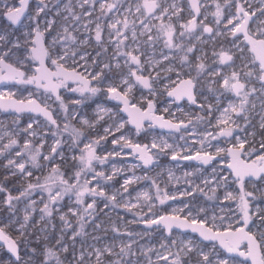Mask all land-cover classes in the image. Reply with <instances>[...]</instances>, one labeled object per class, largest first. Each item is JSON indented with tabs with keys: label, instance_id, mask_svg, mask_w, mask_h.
Masks as SVG:
<instances>
[{
	"label": "snow or ice",
	"instance_id": "snow-or-ice-1",
	"mask_svg": "<svg viewBox=\"0 0 264 264\" xmlns=\"http://www.w3.org/2000/svg\"><path fill=\"white\" fill-rule=\"evenodd\" d=\"M182 3L36 0L29 13L30 0H5L0 8V16L8 21L0 28V84L34 85L35 92L26 100L0 103V110L17 117L15 128L0 124V169L7 173L0 179V207L7 208V215L0 217V264H264V0L256 9L252 0H187L186 9ZM241 36L245 48L237 43ZM249 47L255 54L251 60L244 55ZM173 74L188 78L180 79L182 88L169 91ZM201 78H206L216 103L198 105L203 115L195 116V122L188 113H183L187 120L176 121L155 115L152 99L146 100V109L130 101L134 89L155 96L157 86L167 80L162 87L169 98H187L195 105ZM62 90L79 98L66 103ZM99 96L117 101L115 109L96 103L94 119L77 111ZM120 111L127 113V120ZM163 111L174 115L169 107ZM24 112L30 115L21 128L19 114ZM101 122L103 135L88 136ZM129 122L136 135L158 126L170 136L182 133L183 143H169L162 136L134 143L123 131ZM196 123L205 125L195 140L199 148L189 144V128L196 133ZM109 137L113 150L98 155L97 148ZM220 138L234 141L232 147L218 146ZM213 141L214 153L209 150ZM253 155L251 163L241 159ZM122 156L136 163H112L110 173L97 171V166L103 169ZM161 156H168L177 168L195 160L210 171L197 168L177 177L169 167L163 180ZM69 158L75 167L62 171ZM226 160L228 175L221 167ZM126 167L133 169L131 175L114 189L112 181ZM136 168L145 175L136 176ZM157 168L161 170L155 178L147 174ZM14 178L20 181L16 195L7 186ZM181 179L183 190L170 194L169 184ZM141 180L149 186L133 196L130 189ZM233 184L238 188L229 190ZM193 193L204 203L195 202ZM178 196L190 199L181 200L182 207L173 208V214L154 211L157 203L163 206ZM117 209L133 219L118 216L112 221L108 213ZM131 224L144 225V231L129 230ZM159 229L167 235L158 248L140 243ZM174 229L183 230L187 238H173ZM189 230L196 235H187Z\"/></svg>",
	"mask_w": 264,
	"mask_h": 264
},
{
	"label": "rangeland",
	"instance_id": "rangeland-1",
	"mask_svg": "<svg viewBox=\"0 0 264 264\" xmlns=\"http://www.w3.org/2000/svg\"><path fill=\"white\" fill-rule=\"evenodd\" d=\"M12 0H9V3H11ZM141 2H143V0H141ZM169 2H171V0H169ZM207 2L209 4H211L213 2V0H207ZM221 2H223V0H221ZM4 3L5 0H0V8L4 7ZM36 6V0H31L30 1V5H29V13H32L35 9ZM182 6L186 9L187 8V0H183ZM252 6L254 9L259 8L260 4H259V0H252ZM214 9L209 8V11H213ZM209 20L211 21V17H209ZM23 23L24 24H28L30 23L26 18L23 19ZM8 24V21L0 16V28L4 27L5 25ZM255 26H253L254 28ZM24 29L21 27L19 28V32H22ZM19 34V33H18ZM198 34V33H197ZM47 39H50V37H46ZM229 39H231L229 37ZM237 43L240 44L241 48H245V43L243 42V39L240 38L239 41H237ZM226 47H228L229 45H225ZM205 49L209 52H211V46L210 45H206ZM237 55H239V53H237ZM244 55L249 59H253V56H251L248 48L245 49ZM211 61H209L210 63ZM237 65L240 64V60L237 59L236 61ZM225 72H229L230 69L228 68H224L222 69ZM192 75H195V73L193 72ZM184 78H188L187 75L182 76L180 78H177V76H175L174 74L171 77V86L168 90H171L174 88L175 85H177L180 81V79H184ZM169 83L167 80H163L162 83L160 85H158V89L159 91L157 92V94L155 96L151 95L148 93L147 90H143V92L137 88L134 89L132 95L130 96V101L132 103H137L138 107H142L143 109L147 108V103L146 100L147 99H152L154 104H155V110H154V114L155 115H163L165 117V119H172L174 121L180 119V118H184L185 120H187L186 117H184L183 113H188L191 115V117L193 118L194 122H195V116L198 115H203V113H201L200 108L198 105H202L205 103H213L215 104V98H214V94L208 92V82L206 80V78H201L200 82L197 84L196 87V95H197V104L193 105V104H189L187 101H183L181 103H176L175 100L173 98H169L167 97V93L165 91H163V84H167ZM71 87H76L75 84H71ZM257 87H259V85H257ZM0 91L5 93V97H7V93L11 92L12 96L11 97H15V96H21L22 98H28L29 97V93H33L35 92V88L32 87H19V86H1L0 87ZM62 96L65 99L66 103H69L70 101H73L75 99L79 98V94L78 93H70L67 92L66 90H62L61 92ZM141 95H143L145 97V101H141ZM207 98V99H205ZM95 101V103L93 102ZM96 103H101L103 104V106L107 107V108H113L115 109V106L117 105V103L115 102H111L109 100H106L103 96H99L94 97L92 99H90L89 101L86 102V105L83 106L82 108L77 109V111H82L85 115H87L88 118L90 119H94V115H93V109L95 108V104ZM53 107H56V105H53ZM165 107H169V110L174 114L173 116H169L167 113H165L163 111V109ZM179 109V110H178ZM30 114H22L19 115V126L21 128H23L27 123H28V117ZM119 115L122 116L125 120H127V117L121 113V111L119 112ZM17 117L15 115L12 114H2L0 112V124H2L4 127L6 128H15V125L13 124V121L16 119ZM242 123V121H241ZM254 123H256V121H254ZM105 126L104 122H101L100 125L97 126V128L94 131H89L88 132V136L90 137H95L97 134L99 135H103V127ZM196 129L197 132L193 133L192 129L189 128V134H190V139H189V144L190 145H194L195 148H199V144L195 143V140L197 139V136L199 133H202L204 131L205 125L201 124V123H196ZM77 127H79V125H77ZM148 127V123L144 124V128L147 129ZM125 134L129 135L130 138L133 140L134 143H151V139L152 136H157L160 137L162 136L164 139L168 140L169 143H173V140H177L179 143H183V141H179V136L182 133H176L172 136L169 135L168 131H162L158 128H154L151 132H148L147 134L145 133L144 130H142L140 132L139 135L135 134V129L133 127H130L129 124H126L125 129L123 130ZM64 139H67V136L64 137ZM111 139L112 137L108 138L107 143H103L100 147L97 148V154L98 155H104L106 152H110L113 150V145L111 144ZM257 140H259V136L256 137ZM87 142V141H85ZM213 147L211 149H209L210 151H212L214 153L215 151V146L217 144L216 141H213ZM234 143V141H226L223 138H220L219 140V145L220 147H224L227 148L228 146H232V144ZM80 147H83V144L80 145ZM245 147L247 148L248 146L245 145ZM258 147V145H257ZM117 151H119V149H116ZM128 150L125 149V152H127ZM66 155H68L67 149H65ZM188 154H193L191 152H189ZM76 155H78V153H76ZM221 156H225L224 153L221 154ZM252 160L256 159V155H253L251 157ZM160 160V165L164 170V176H163V180H167V169L169 167H171L175 173V175L177 177H182L183 173L185 171H193L194 169L197 168H201V165L197 162V161H184L179 168H177L174 164H172L169 160L168 156H161L159 158ZM229 160V158H228ZM228 160L225 161L224 165H221V167L225 168V175H228V172L226 170L225 165L227 164ZM3 160H0V163H3ZM219 161H217L218 163ZM115 163L117 165V167H121L122 165H128L130 166L133 163H136V161L130 157V156H122L120 158H113L112 161H110L107 165V167H104L103 169L100 166H97V171L103 170L106 173H110L111 172V164ZM75 167V163L71 160V158H69L63 165H62V171H66V170H71ZM160 168H157L155 171L152 172H148L147 174L149 176H152L155 178L156 172L160 171ZM133 169H131L130 167H126L124 169V171L122 172L121 175H118L114 178V180L112 181V186L113 188H119L120 185L123 182V179L127 176V175H131ZM136 176H144L145 172L141 169V168H136L134 169ZM201 171L207 172L210 171V168L208 166H203V168H201ZM7 173L3 170L0 169V179L3 178L4 175H6ZM159 182V181H158ZM200 181L197 180L196 183H199ZM18 183H20L19 178H14L12 180H10L7 184V186L13 190V195H16L17 192L15 191V188L18 186ZM149 181H144L141 180L139 183L137 184H133L132 188L130 189V191L132 192L133 196H135V192L142 190V189H147L149 186ZM183 184L184 181L183 179H181L179 181V183H177L176 181H172L169 184L168 190L170 192V194L177 192V190L182 191L183 190ZM161 187H164V184L161 183ZM238 188V185H231L229 190H234ZM247 190L251 191V185H246ZM190 190V189H189ZM222 197L223 195V190L220 191L219 193ZM193 196L196 197V201L198 203H204V198L202 196H197V194L193 193ZM4 198V194L0 193V200H3ZM190 199L189 197H181L178 196L177 201L173 202V201H168V203L166 205L160 206L158 203L156 204V207L154 208V211L158 212L159 214H173L172 209L173 208H177V207H182V205L180 204V201L183 200L185 202H187V200ZM135 202V201H134ZM65 203H67V198H65ZM227 203V202H225ZM211 206V205H209ZM232 208H235V204L233 203ZM22 207V205L20 206ZM100 207L103 208V204H100ZM65 211H67V209H65ZM105 212H108V209L104 210ZM144 212H147L148 209L145 207L143 209ZM109 216L111 217L112 221H116L117 217H123V220H132L133 217L131 214H125V212L122 209H117L116 211H112L108 213ZM7 215V208L6 207H0V217ZM101 218L105 219V226L108 227L109 226V222L107 220V218H105L103 216V214H101ZM57 224H59V221L56 220L55 221ZM123 221L120 222V224L122 225ZM129 230L133 231V232H143L144 231V225L142 224H131L128 226ZM121 230H123V227H121ZM89 231H91V229H89ZM70 235V233H69ZM102 235V233H101ZM165 235V232L163 229H159V230H154L152 232H150L148 235L143 236L142 238H140V243L141 244H145V245H149V246H155L156 248L159 247V244L161 242V238L162 236ZM173 238L176 239H180V238H187L186 236L182 237V232L180 231H173L172 233ZM187 235L190 236H195L192 235L190 233H187ZM108 236L111 237L112 233L111 231L108 232ZM207 243V242H205ZM210 246V245H209ZM245 244L242 245V248H244ZM153 260L156 259V257L153 255L152 257Z\"/></svg>",
	"mask_w": 264,
	"mask_h": 264
},
{
	"label": "water",
	"instance_id": "water-1",
	"mask_svg": "<svg viewBox=\"0 0 264 264\" xmlns=\"http://www.w3.org/2000/svg\"><path fill=\"white\" fill-rule=\"evenodd\" d=\"M31 1V0H30ZM6 19V18H5ZM23 19L24 18H22V22H23ZM242 38H243V36H241ZM249 52L252 54V56L254 57V53H252L251 52V50H250V47H249ZM184 79H187V78H184ZM9 85H17V86H20V85H23V84H18V83H14V82H5V83H3V84H0V87L1 86H9ZM34 88H35V86L34 85H32ZM180 88H182V85L180 84V82L177 84V85H175L174 86V88L173 89H177V90H179ZM173 89H171V90H173ZM171 90H169V91H171ZM168 97V96H167ZM174 99V98H173ZM8 100H14V101H20V100H26V99H18V98H16V97H5L4 99H0V103H6V102H8ZM187 101L189 104H191L188 100H187V98H183V99H181V100H179V101H175L176 103H180V102H182V101ZM111 102H115V103H118L117 101H111ZM123 107V105H121V108ZM138 107V106H137ZM0 112L2 113V114H11L10 113V111H4V110H0ZM121 113H123L126 117H127V119H128V116H127V113H125V112H123V111H121ZM22 114H30V113H27V112H24V113H21V114H19V115H22ZM157 116H160V115H157ZM145 122H147L146 120L144 121V123ZM129 124V126L130 127H133L134 129H135V125H133L131 122H129L128 123ZM156 128H158V129H160V130H162V131H168L167 129H161V128H159L158 126H156ZM229 147H231V146H229ZM226 155V154H225ZM241 159H243L242 157H241ZM229 160H230V157H229ZM193 161H195V160H193ZM199 163V162H198ZM248 163H251V162H248ZM226 167V166H225ZM164 215H168V214H164ZM180 231V232H183V230H179V229H174L173 231ZM188 233H190V234H192V235H196V234H193V233H191L190 232V230L188 231ZM165 235H167V233L165 232ZM246 242H244V243H242L241 244V250H244V248H242V245L243 244H245Z\"/></svg>",
	"mask_w": 264,
	"mask_h": 264
},
{
	"label": "flooded vegetation",
	"instance_id": "flooded-vegetation-1",
	"mask_svg": "<svg viewBox=\"0 0 264 264\" xmlns=\"http://www.w3.org/2000/svg\"><path fill=\"white\" fill-rule=\"evenodd\" d=\"M240 38H242V37H240ZM243 39V38H242ZM245 43V42H244ZM248 50H249V48H248ZM251 54V53H250ZM251 56H252V54H251ZM254 58V57H253ZM12 86H17V85H12ZM19 87H32V88H34L32 85H26V84H23V85H20ZM16 98H18V99H26V98H22L21 96H15ZM196 99H197V95H196ZM186 101V100H185ZM183 102V101H182ZM181 103V102H180ZM145 123H148V122H145ZM144 123V124H145ZM229 147V146H228ZM227 147V148H228ZM232 147V146H231ZM244 160H247V162H252V159H248V158H246V157H242ZM198 162V161H197ZM200 164V163H199ZM226 166V165H225Z\"/></svg>",
	"mask_w": 264,
	"mask_h": 264
}]
</instances>
